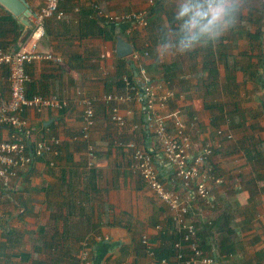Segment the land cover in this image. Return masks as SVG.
Returning a JSON list of instances; mask_svg holds the SVG:
<instances>
[{
	"label": "crops",
	"instance_id": "0c3cea01",
	"mask_svg": "<svg viewBox=\"0 0 264 264\" xmlns=\"http://www.w3.org/2000/svg\"><path fill=\"white\" fill-rule=\"evenodd\" d=\"M25 1L32 12L27 19L30 26L0 6V48L6 51H17L34 30L33 18L43 0ZM96 4L110 15L149 10L148 29L129 35V24L96 18ZM233 4V0H66L64 19L46 22L38 50L62 62L28 64V95H57L69 106L42 113L28 110L27 117L40 135L48 128L59 138L61 155L55 166L50 165V157L38 159L17 179L0 183V264H80V243L86 238L95 264H182L173 254L161 253L178 240L169 209L131 170L130 151L118 142L135 140L152 153L161 178L168 183L173 168L153 136L143 127L137 131L130 127L143 123L140 105L120 106L128 120V126L120 130L102 102L116 91L118 73L133 71L141 77L142 67L154 85L175 93L159 112L178 111L192 140L214 145L210 161L215 174L224 180L214 188L216 207L207 210L196 200L190 202L206 254H216L217 248L218 255L222 253L220 264H264V63L257 79H251L248 66L257 64L256 59H238L243 70H233L219 60L209 67L201 50L203 39L221 32L231 54L234 44L227 40V33L232 27ZM10 17L19 28L10 21L2 23ZM119 36L149 56L132 65L130 57L118 58ZM240 40L248 44L247 39ZM232 74L234 80L229 81ZM7 78L8 72L0 69L5 97L9 96ZM78 91L96 104L89 143L82 139ZM236 109L239 122L222 123L219 128L212 125L213 117L223 113L227 117ZM194 118L198 121L190 128ZM168 126L174 131L172 122ZM174 189L186 194L177 182ZM145 236L154 245L156 258L146 253Z\"/></svg>",
	"mask_w": 264,
	"mask_h": 264
},
{
	"label": "built area",
	"instance_id": "2783aa9c",
	"mask_svg": "<svg viewBox=\"0 0 264 264\" xmlns=\"http://www.w3.org/2000/svg\"><path fill=\"white\" fill-rule=\"evenodd\" d=\"M64 2L65 0H43V6L34 15V30L29 39L17 51L9 52L0 48V69L8 72L9 86L8 97H5L0 89V183L8 184L17 179L20 172L30 168L38 158L52 157L50 164L55 166L56 158L61 155L59 138L51 135L48 128L45 129V134L40 135V129L30 122L27 111L34 110L36 113L47 110L61 111L68 108L69 104L57 95L46 96L40 93L28 95L27 86L31 80L26 73V66L35 61L62 62L52 54L41 53L38 46L44 35L46 22L53 18L64 19L65 13L60 7ZM94 11L96 18L104 21L116 25L129 24L127 31L129 35H133L138 29H148L149 26V10L110 15L101 5L96 4ZM148 56V51L144 53L135 51L130 55V62L138 63L143 57ZM140 75L141 77L136 79L129 75L123 76L124 90L105 95L102 102L111 121L120 130L128 126V120L120 113V106L138 104L142 107L143 123L130 127L133 131L143 127L154 137L165 160L173 168L172 181L168 183L161 178L152 154L135 140L118 144L130 151L131 170L141 176L146 186L169 209L171 221L175 226L174 232L178 235V240L173 246L176 260L182 264H218L217 258L206 254L202 247L199 227L190 203L191 200H196L207 210L216 207L214 188L223 184L224 180L215 174V168L210 161L214 145L208 143L200 145L192 140L191 133L180 119L178 111L160 113L159 110L174 99V91L164 88L163 85H154L144 67L140 69ZM77 96V103L82 107V139L89 143L96 120V104L82 91H78ZM169 121L173 123L174 131L170 130ZM197 121L198 118H194L190 128H195ZM36 134L40 135L37 140ZM218 134L222 135V132L219 131ZM88 148L93 156V146L89 145ZM176 182L186 192L185 195L174 189ZM208 224H211V221ZM157 229L160 230L161 227ZM142 244L146 253L156 258V249L147 236L142 238ZM80 246L78 255L80 264H95L90 239L83 240ZM214 252L218 254L216 250ZM166 261L162 260L163 263Z\"/></svg>",
	"mask_w": 264,
	"mask_h": 264
},
{
	"label": "trees",
	"instance_id": "16d2710c",
	"mask_svg": "<svg viewBox=\"0 0 264 264\" xmlns=\"http://www.w3.org/2000/svg\"><path fill=\"white\" fill-rule=\"evenodd\" d=\"M259 1L261 4V8L255 9L254 11L249 13V15H250L248 17L249 23H242V22H240L239 24L235 23V22H238V19L236 18V16H238V14H237V8L233 4V8H232L233 10L231 12L232 23H233L232 25L233 26L229 30V33H230L229 37L230 38L227 39V40L232 39L235 42L236 40H240V39L245 38L248 40L249 50L252 51V53H256V52L258 53V54L256 53V55H254V56L248 54V52L241 54V57L246 56L250 60L253 58L257 60V64L250 63V65L248 66L249 70L251 71V75H250L251 79H257L259 69L262 67V64L264 63V28H263L264 27L263 26V23H264V0H259ZM63 4L64 3H62L60 5L61 8H62ZM227 12H228L227 19L229 20V18H230L229 12L230 11L227 10ZM256 14H258V15H256ZM9 21H10V23L14 24L15 28H19L18 25L16 24V21L11 17H10V19L6 18L5 20H2V23L3 22H9ZM235 24L238 26L234 27ZM241 25H243V26H241ZM250 26H256L257 27L256 31L255 32L251 31L249 29ZM224 40H225L224 37H221L218 39L216 37L215 38L206 37V39H203V47L201 48V50H202V54L205 56V64L209 67H212V66L215 67L216 66V60H219V61H223V62L226 61L227 65H230L231 67H233L232 68L233 70L234 69H236V70L245 69L244 64L240 63V61H239L240 59L238 60L237 56L230 54L228 52L229 46H228V43L225 44ZM122 60L125 63L127 61L126 59H122ZM230 61H231V64H230ZM130 64L132 65V62H130ZM128 65H129V62H128ZM210 69H212V68H210ZM127 73L128 72H126V74L123 73L122 75H120V73H118L117 79H116V91H123L124 90L125 84L123 83V76L127 75ZM128 75L132 79L137 78L135 72H133V71L131 74L128 73ZM228 80L229 81L234 80V75L233 74L228 75ZM223 114L220 117H213L212 118V125H215V127L219 128L220 124H222V123H228L229 125H232L233 121H235V120L239 122L240 111L238 109H236L235 112L228 114L227 117H224ZM210 237L211 236L209 235V239L211 240ZM199 238L201 241L200 235H199ZM210 240H209V242L211 243ZM176 241L172 242L171 247H169L168 249L165 248L166 250H162L161 253L172 255L173 254V246H174ZM201 244L203 247L202 241H201ZM209 247H211V246H209ZM203 249H204V247H203ZM204 251H205V249H204ZM216 251L219 252V250H217V248H216ZM231 252H232V249L230 248L227 251V254L229 255V254H231ZM221 254L222 253L220 252L219 255H221ZM208 255L216 257L218 264H220V262L222 261L221 260L222 257L219 256L218 254H213V252H212V254H208ZM156 256H158V253L156 254Z\"/></svg>",
	"mask_w": 264,
	"mask_h": 264
},
{
	"label": "water",
	"instance_id": "95a60500",
	"mask_svg": "<svg viewBox=\"0 0 264 264\" xmlns=\"http://www.w3.org/2000/svg\"><path fill=\"white\" fill-rule=\"evenodd\" d=\"M0 6L5 8L14 18H19L24 24L31 25L28 17L32 15L25 0H0ZM25 39V38H24ZM135 51V46L124 36L117 37L116 55L118 58H127Z\"/></svg>",
	"mask_w": 264,
	"mask_h": 264
},
{
	"label": "rangeland",
	"instance_id": "374dc122",
	"mask_svg": "<svg viewBox=\"0 0 264 264\" xmlns=\"http://www.w3.org/2000/svg\"><path fill=\"white\" fill-rule=\"evenodd\" d=\"M233 3L235 5V7L238 9V12H237L238 16H236V18L238 19V22H235L236 24H239L240 22L249 23L248 17L250 16L249 15L250 11L251 10L254 11L255 9L260 8L259 0H233ZM258 5H259V7H258ZM256 15H258V14H256ZM229 24H231V22H229ZM236 24L234 25V27L238 26ZM241 26H243V25H241ZM263 26H264V23H263ZM249 29L251 31L255 32L257 27L256 26H250ZM214 36L217 39L224 37V35L221 32H218V34H216V35L214 34ZM227 36H230V33L229 34L227 33ZM236 41H238V40H236ZM236 41L234 42V40H233L234 46L232 48L233 51L231 52V54L237 56L238 59H240L242 53L250 51L249 46H248L249 43L247 44L246 40L245 41L239 40V42H236ZM235 43H237V44H235Z\"/></svg>",
	"mask_w": 264,
	"mask_h": 264
},
{
	"label": "clouds",
	"instance_id": "9594fccd",
	"mask_svg": "<svg viewBox=\"0 0 264 264\" xmlns=\"http://www.w3.org/2000/svg\"><path fill=\"white\" fill-rule=\"evenodd\" d=\"M31 33H32V31L30 32V34H31ZM134 52H135V51H134ZM134 52H133V53H134ZM129 57H130V56H129ZM48 157H49V156H47V157H43V158H38V159H45V158H48ZM50 158H51V161H52L53 158H52V157H50ZM38 159H36V160H38ZM57 159H58V158H56V160H57ZM36 160H35V161H36ZM51 161H50V163H51ZM55 162H56V161H55ZM34 163H35V162H34ZM34 163H33V164H34ZM56 163H57V162H56ZM56 163H55V164H56ZM33 164H32V165H33ZM50 165H51V164H50Z\"/></svg>",
	"mask_w": 264,
	"mask_h": 264
}]
</instances>
